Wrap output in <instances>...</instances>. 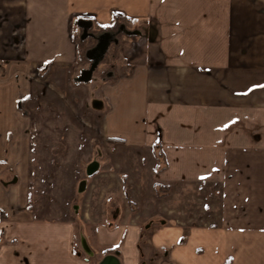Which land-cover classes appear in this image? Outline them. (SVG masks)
Listing matches in <instances>:
<instances>
[{"label": "crops", "instance_id": "obj_1", "mask_svg": "<svg viewBox=\"0 0 264 264\" xmlns=\"http://www.w3.org/2000/svg\"><path fill=\"white\" fill-rule=\"evenodd\" d=\"M122 18L128 40L111 50L120 46L131 99L157 123L148 139L159 184L207 183L208 212L178 210L192 221L174 223L168 209L143 225L86 210L36 216L24 150L0 130V264H264V0H0V86L12 90L0 97L72 66L83 27Z\"/></svg>", "mask_w": 264, "mask_h": 264}, {"label": "rangeland", "instance_id": "obj_2", "mask_svg": "<svg viewBox=\"0 0 264 264\" xmlns=\"http://www.w3.org/2000/svg\"><path fill=\"white\" fill-rule=\"evenodd\" d=\"M122 20L105 31L83 27L72 66L26 76L17 98L0 97V115L9 118L0 121L1 136L18 153L24 150L19 162L29 191L26 205L36 216L59 219L86 210L99 213L94 220L143 225L168 209L174 210L168 212L174 223L192 221L176 217L178 210L208 212L207 183L159 184L157 168L163 166L148 139L157 123L146 121L143 103L131 99L134 75L119 59L120 46L111 50L113 42L128 40V22ZM106 35L108 44L102 41Z\"/></svg>", "mask_w": 264, "mask_h": 264}, {"label": "snow or ice", "instance_id": "obj_3", "mask_svg": "<svg viewBox=\"0 0 264 264\" xmlns=\"http://www.w3.org/2000/svg\"><path fill=\"white\" fill-rule=\"evenodd\" d=\"M262 87H264V86H262Z\"/></svg>", "mask_w": 264, "mask_h": 264}]
</instances>
